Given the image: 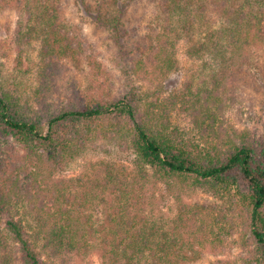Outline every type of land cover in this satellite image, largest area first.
<instances>
[{
  "label": "trees",
  "instance_id": "1",
  "mask_svg": "<svg viewBox=\"0 0 264 264\" xmlns=\"http://www.w3.org/2000/svg\"><path fill=\"white\" fill-rule=\"evenodd\" d=\"M88 1H80L83 9L91 14L95 7L97 19L112 29L116 41L121 39L117 43L131 47L134 63L123 70V80L98 78L100 93L93 97L74 89L47 117L22 110L0 81V133L22 150L18 160L0 166V220L22 263L57 264L39 252L42 238L44 249L51 246L54 255L92 250L103 264H193L207 254L224 253L230 238L239 235L244 264H264V130L229 135L224 122L227 108L242 102L246 86L252 83L264 94V0H149L162 12L155 17L159 30L150 26L145 35L124 31L120 17L133 12L132 3L147 6L142 0H90L93 7ZM0 2L18 14V47L40 44L42 78L60 74L66 59L96 64L93 58L101 53L80 27L63 18V0ZM181 37L189 40L190 57L208 54L214 64L211 87L196 93L186 108L209 133L204 147L171 131L168 110L145 106L127 84L131 75L152 83L165 78L176 62L169 45ZM101 138L128 146L144 170L142 179L150 175L201 189L224 206L182 203L176 217L162 223L143 209L134 194L136 182L131 191L121 182L111 189L103 218L93 220L58 171ZM21 210L24 217H17ZM2 233L0 264H14Z\"/></svg>",
  "mask_w": 264,
  "mask_h": 264
},
{
  "label": "rangeland",
  "instance_id": "2",
  "mask_svg": "<svg viewBox=\"0 0 264 264\" xmlns=\"http://www.w3.org/2000/svg\"><path fill=\"white\" fill-rule=\"evenodd\" d=\"M80 1L63 0L65 3L63 18L69 20L70 24L80 27L101 55L93 58L96 62L94 65L85 61L71 63L66 59L63 61L60 74L55 77L45 75L46 79L42 78L44 64L39 54L40 44L33 42L24 49L18 47L16 39L18 14L14 10L6 11L0 2V81L11 91L21 109L30 112L32 116L38 114L47 117L57 112L74 89L87 93V96L99 95L100 89L96 82L98 78L104 82L108 77L107 81L110 82L117 75L123 80L125 78L123 70L134 63L133 60H129L131 47L128 48L127 45L123 49L120 42L117 43L121 39L116 41L112 29L97 19L98 11L93 7V1H88L93 7L91 14L83 9ZM119 1L125 3L127 0ZM142 1L147 6L143 7V4L132 3L130 0L133 12L120 14L124 31L130 30L133 33L136 30L139 34L145 35L152 30L150 26L159 30L155 17L162 10L155 9L154 3L149 0ZM188 48L187 38L173 39L169 51L171 58L176 62L165 78L152 83L139 75H131L128 76L127 84L134 89V93L143 98L145 106L152 109L154 107L161 113L168 110L171 131L176 130L182 139L204 147L209 142V133L199 125L196 115L186 108L189 105L187 101L193 100L196 93L199 91L204 93V88L211 87L210 84L214 80L211 69L214 64L208 54L197 58L190 57ZM250 80L249 77L248 82ZM245 89L241 97L242 102H236L225 111L224 122L229 135L241 133L245 129L255 130L256 127L260 129L259 131L264 130V94L258 92V88L254 89L252 83ZM241 98L236 99L240 101ZM1 133L0 166H4L8 161L18 160L22 150L12 137H5ZM141 171L144 170L140 168L135 154L128 146H119L101 138L96 145L90 146L84 155L67 164L62 171H58V178L65 180L69 189L78 194L81 203L87 205L85 212L91 215L93 220L103 218L105 209L112 203L109 198L111 189L121 182L131 191V183L135 181L134 194L144 202L143 209L150 218L162 223L174 219L182 203L224 206L211 193L201 189H185L181 184L158 182L150 175L142 179ZM19 216L24 217L23 210L17 217ZM26 220L30 226L36 227L33 216L27 215ZM4 227L3 221L0 220V230L3 232L1 239L7 244V252L15 257L14 264H23L18 246L10 240ZM45 242V239L41 238L38 249L46 261L57 264H103L96 251L64 252L54 255L51 246L44 249ZM242 253L240 236L235 235L230 238L224 253L207 254L193 264H244Z\"/></svg>",
  "mask_w": 264,
  "mask_h": 264
}]
</instances>
